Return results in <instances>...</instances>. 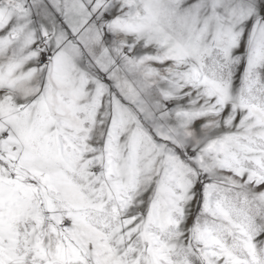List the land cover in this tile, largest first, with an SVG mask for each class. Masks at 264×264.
Here are the masks:
<instances>
[{"label": "snow or ice", "instance_id": "snow-or-ice-1", "mask_svg": "<svg viewBox=\"0 0 264 264\" xmlns=\"http://www.w3.org/2000/svg\"><path fill=\"white\" fill-rule=\"evenodd\" d=\"M0 264H264V0H0Z\"/></svg>", "mask_w": 264, "mask_h": 264}]
</instances>
